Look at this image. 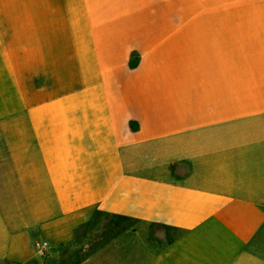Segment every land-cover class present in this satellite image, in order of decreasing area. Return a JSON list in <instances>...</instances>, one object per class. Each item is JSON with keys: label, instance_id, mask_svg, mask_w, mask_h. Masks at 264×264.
<instances>
[{"label": "crops", "instance_id": "1", "mask_svg": "<svg viewBox=\"0 0 264 264\" xmlns=\"http://www.w3.org/2000/svg\"><path fill=\"white\" fill-rule=\"evenodd\" d=\"M33 240L264 264V0H0V264Z\"/></svg>", "mask_w": 264, "mask_h": 264}, {"label": "rangeland", "instance_id": "2", "mask_svg": "<svg viewBox=\"0 0 264 264\" xmlns=\"http://www.w3.org/2000/svg\"><path fill=\"white\" fill-rule=\"evenodd\" d=\"M38 240H42V239H38ZM34 242H35L34 240L31 241V249L33 252V257L28 264H49L50 259L48 257L46 258V256H40L37 254V249L34 246L35 245Z\"/></svg>", "mask_w": 264, "mask_h": 264}, {"label": "built area", "instance_id": "3", "mask_svg": "<svg viewBox=\"0 0 264 264\" xmlns=\"http://www.w3.org/2000/svg\"><path fill=\"white\" fill-rule=\"evenodd\" d=\"M45 244H43V246H44Z\"/></svg>", "mask_w": 264, "mask_h": 264}]
</instances>
